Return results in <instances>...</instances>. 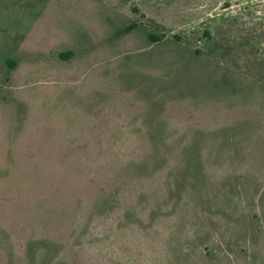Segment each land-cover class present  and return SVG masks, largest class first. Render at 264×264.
<instances>
[{"label": "rangeland", "instance_id": "rangeland-1", "mask_svg": "<svg viewBox=\"0 0 264 264\" xmlns=\"http://www.w3.org/2000/svg\"><path fill=\"white\" fill-rule=\"evenodd\" d=\"M0 264H264V0H0Z\"/></svg>", "mask_w": 264, "mask_h": 264}, {"label": "trees", "instance_id": "trees-1", "mask_svg": "<svg viewBox=\"0 0 264 264\" xmlns=\"http://www.w3.org/2000/svg\"><path fill=\"white\" fill-rule=\"evenodd\" d=\"M128 31V28L127 29H125L123 32H127ZM60 56V58H62V59H69L70 58V56H71V53H69L67 56H65V55H59Z\"/></svg>", "mask_w": 264, "mask_h": 264}]
</instances>
